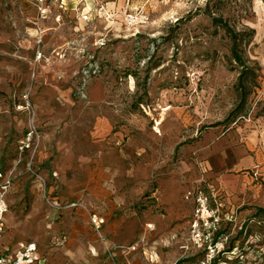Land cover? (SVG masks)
Wrapping results in <instances>:
<instances>
[{
	"label": "rangeland",
	"instance_id": "rangeland-1",
	"mask_svg": "<svg viewBox=\"0 0 264 264\" xmlns=\"http://www.w3.org/2000/svg\"><path fill=\"white\" fill-rule=\"evenodd\" d=\"M9 171L3 241L48 264H208L189 241L198 191L215 264H264V0H0ZM148 223L147 253L128 251Z\"/></svg>",
	"mask_w": 264,
	"mask_h": 264
},
{
	"label": "built area",
	"instance_id": "built-area-1",
	"mask_svg": "<svg viewBox=\"0 0 264 264\" xmlns=\"http://www.w3.org/2000/svg\"><path fill=\"white\" fill-rule=\"evenodd\" d=\"M46 11H42V17L45 18ZM83 20H89L88 16ZM16 110L25 113L29 117L28 133L22 145L29 149L33 141L40 138L36 127V112L31 102L30 94L25 93L22 96V102L16 105ZM36 139V140H35ZM13 172H0V264H44L45 260L40 255L39 247L34 242H17L14 245H7L3 241L6 233V215L9 211V203L7 195L13 185ZM194 209L192 220L189 225V241L190 247L196 251H205V260L208 264H213L216 255L220 253L217 249L218 241L216 234L220 221L216 209L210 207V200L202 191H198L194 195ZM47 204L52 209L62 208L56 202L46 197ZM76 206V205H73ZM92 226L96 231H100L104 221L97 217H92ZM154 230L153 224H146L144 233L141 235L139 242L128 248V251H137L139 247H143L144 253L147 249V234ZM61 244L64 241L59 239ZM147 253V252H146ZM150 258L152 254L150 253Z\"/></svg>",
	"mask_w": 264,
	"mask_h": 264
},
{
	"label": "trees",
	"instance_id": "trees-1",
	"mask_svg": "<svg viewBox=\"0 0 264 264\" xmlns=\"http://www.w3.org/2000/svg\"><path fill=\"white\" fill-rule=\"evenodd\" d=\"M232 52H233V57H234V59L237 61V62H241V57H240V55H239V53H238V49H237V45H236V43H234V46H233V49H232ZM216 263V261H214L213 262V264H215Z\"/></svg>",
	"mask_w": 264,
	"mask_h": 264
},
{
	"label": "crops",
	"instance_id": "crops-1",
	"mask_svg": "<svg viewBox=\"0 0 264 264\" xmlns=\"http://www.w3.org/2000/svg\"><path fill=\"white\" fill-rule=\"evenodd\" d=\"M5 244H7V245H14V244H9V243H5ZM40 255H41V252H40ZM41 257L45 260V258L42 255H41ZM44 264H48V263H46V260H45Z\"/></svg>",
	"mask_w": 264,
	"mask_h": 264
}]
</instances>
